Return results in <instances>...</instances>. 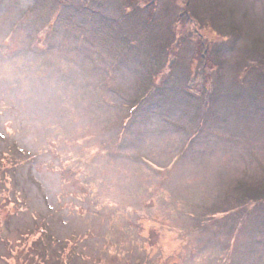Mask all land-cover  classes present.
<instances>
[{
  "label": "rangeland",
  "instance_id": "rangeland-1",
  "mask_svg": "<svg viewBox=\"0 0 264 264\" xmlns=\"http://www.w3.org/2000/svg\"><path fill=\"white\" fill-rule=\"evenodd\" d=\"M0 264H264V0H0Z\"/></svg>",
  "mask_w": 264,
  "mask_h": 264
}]
</instances>
